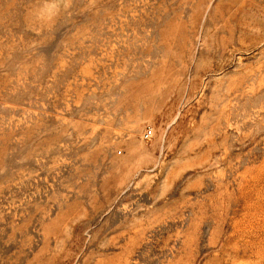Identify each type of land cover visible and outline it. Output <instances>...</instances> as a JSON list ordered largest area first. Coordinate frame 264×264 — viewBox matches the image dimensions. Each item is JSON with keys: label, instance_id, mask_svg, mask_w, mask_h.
Masks as SVG:
<instances>
[{"label": "rangeland", "instance_id": "374dc122", "mask_svg": "<svg viewBox=\"0 0 264 264\" xmlns=\"http://www.w3.org/2000/svg\"><path fill=\"white\" fill-rule=\"evenodd\" d=\"M0 264H264V0H0Z\"/></svg>", "mask_w": 264, "mask_h": 264}, {"label": "built area", "instance_id": "2783aa9c", "mask_svg": "<svg viewBox=\"0 0 264 264\" xmlns=\"http://www.w3.org/2000/svg\"><path fill=\"white\" fill-rule=\"evenodd\" d=\"M151 135H152L151 128H147V129L144 130V137L145 138H149V137H151Z\"/></svg>", "mask_w": 264, "mask_h": 264}]
</instances>
